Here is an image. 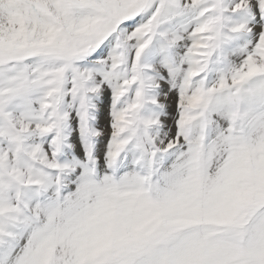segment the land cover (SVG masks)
Segmentation results:
<instances>
[{
  "label": "snow or ice",
  "instance_id": "6c2138e0",
  "mask_svg": "<svg viewBox=\"0 0 264 264\" xmlns=\"http://www.w3.org/2000/svg\"><path fill=\"white\" fill-rule=\"evenodd\" d=\"M0 264H264V0H0Z\"/></svg>",
  "mask_w": 264,
  "mask_h": 264
},
{
  "label": "rangeland",
  "instance_id": "374dc122",
  "mask_svg": "<svg viewBox=\"0 0 264 264\" xmlns=\"http://www.w3.org/2000/svg\"><path fill=\"white\" fill-rule=\"evenodd\" d=\"M169 104H170V111H171L172 110L171 100L169 101ZM101 123H102V126H106V124H107V109L106 108H105L104 114L102 115Z\"/></svg>",
  "mask_w": 264,
  "mask_h": 264
}]
</instances>
